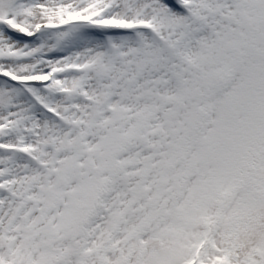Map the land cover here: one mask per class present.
I'll list each match as a JSON object with an SVG mask.
<instances>
[{"label":"snow or ice","instance_id":"6c2138e0","mask_svg":"<svg viewBox=\"0 0 264 264\" xmlns=\"http://www.w3.org/2000/svg\"><path fill=\"white\" fill-rule=\"evenodd\" d=\"M0 264H264V0H0Z\"/></svg>","mask_w":264,"mask_h":264}]
</instances>
